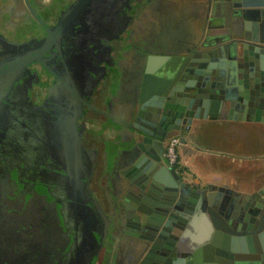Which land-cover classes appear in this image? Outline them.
Returning a JSON list of instances; mask_svg holds the SVG:
<instances>
[{
  "label": "flooded vegetation",
  "instance_id": "af4514ba",
  "mask_svg": "<svg viewBox=\"0 0 264 264\" xmlns=\"http://www.w3.org/2000/svg\"><path fill=\"white\" fill-rule=\"evenodd\" d=\"M4 1L10 6V12L3 17L5 20L12 23L9 17L12 19V16H16L18 21L15 23L30 21L35 23V27L37 24L39 26L32 37L21 41H9L0 31V67L34 52L41 47L46 37L43 26L30 14L24 0ZM76 1L30 0L31 6L42 18L44 24L51 28L63 22L66 16L70 15L71 9H74L75 15L64 23L59 32V37L61 36L59 44L52 45L43 52L40 56L41 61H36L33 65L29 64L31 68L25 76L18 74L16 80L11 82L12 84L8 81L5 85L8 75H0V264H76L77 262L90 264L88 262L92 255H89L90 250L86 248L76 250L72 237L75 238L73 236L75 233L80 236L81 231L73 228L67 217L72 216L76 221L83 223L90 221L87 211L91 208V202L87 200L89 197L86 192L89 189L91 197L97 198V194L90 186L94 173L85 182L83 170H80L78 187L75 190L72 187L73 174L69 175L64 171V168L69 169L70 159L73 156L68 125L70 117L77 112L73 107L72 94L68 93L56 79L58 77L63 82L68 81L72 86L73 81L79 78L81 95L89 91V86L86 84L87 76L78 72L74 58L69 56L75 49L76 52H81L77 45L79 40H87L88 46L92 47L91 50L99 59V64L94 63L90 69L93 78H101L89 97L90 103L118 115L119 113L113 110L115 107L121 104L128 111L135 110L134 104L140 98L135 90L138 88L141 70L136 68L137 72L129 73L130 76L126 78L122 94L113 90L118 78H112L111 72L113 69L120 68L117 53L127 48L123 42L118 44V41L122 40L125 34L129 36L133 33V29L128 27L133 19V13L137 7H146L147 3L145 0H129L132 2L127 11L130 18L124 22L115 15L114 19L108 23L102 22V9L95 8L94 0H86L80 7L75 5ZM206 1L211 8L213 1ZM0 6H2V0H0ZM119 7L120 12L122 8ZM189 7L200 13L204 4L197 0ZM115 12L114 9L113 13ZM2 14L1 8L0 17ZM64 36H68L75 42L77 45L75 49L70 46L71 42L67 39L63 42ZM7 43L18 44L13 47ZM139 49L147 53V56L154 53L146 48ZM141 60V56L134 57L133 65L137 67ZM45 66L51 68L52 72ZM102 66L106 67L104 75ZM146 67L147 59L143 79ZM178 81L175 82V87L181 86ZM104 83L107 86L102 102L105 101L106 105L101 106L94 102V98L100 84ZM13 118L17 123L10 125ZM90 119L107 121L103 115L89 111L83 106V116L77 120L78 123L83 124V143L86 140L85 134L88 135L87 132H89L84 123ZM167 137L163 140V144ZM99 148H102V155L96 148L99 151L96 162L98 164L102 156L105 168L101 175V185L104 189L106 206L104 205L103 208L100 201L99 204L111 222L92 264H139L153 243L149 241V236L155 240L159 231L155 234V231L151 229L149 233H144L143 230L133 226L135 217L139 214L138 208L145 207L142 204L145 193H142L126 177H137L134 170L126 173L122 171L134 164L144 151L138 147H114L112 150L108 147ZM143 148L148 150L149 147ZM162 149L164 153L165 147ZM80 150L82 151L80 156L87 161L89 155L83 148ZM161 160L166 164L163 154ZM170 168L176 169L175 166ZM190 186L194 187L193 184ZM195 189L198 190V188ZM75 191L79 192L81 198L78 197L80 200L74 201L78 211L76 214H71L70 205L67 203ZM159 192V195L153 192L149 196L153 199L158 197L169 206V211L175 210L172 209L174 192L162 190ZM145 208L148 209V207ZM77 228L81 229L80 225ZM171 233L179 235L182 243L186 239L182 236L185 232L176 227L172 228ZM164 237L162 245L170 244L173 249L174 245L177 246L174 252L160 247L158 251H154L155 257L149 253L143 263L172 264L171 259L173 261L174 257H171V254L175 255L179 251L184 254L190 253L198 246L196 243L194 246L180 247L179 239L174 241L171 235ZM152 258H156L157 261Z\"/></svg>",
  "mask_w": 264,
  "mask_h": 264
},
{
  "label": "water",
  "instance_id": "95a60500",
  "mask_svg": "<svg viewBox=\"0 0 264 264\" xmlns=\"http://www.w3.org/2000/svg\"><path fill=\"white\" fill-rule=\"evenodd\" d=\"M30 14L43 26L46 37L40 48L28 53L14 61L4 64L0 67V75H8L5 85L14 82L18 74L26 75V64L32 61H41L40 56L46 52L52 45H58L60 41L59 32L63 26L74 15V9H71L70 15L55 27L51 28L44 24L42 18L31 6L29 0H24ZM86 0H77L76 6L80 7ZM95 8L102 9V22H111L115 15L124 22L130 18L127 15L128 6L132 4L129 0H94ZM212 5L218 7L219 15L222 18L224 26L228 27L241 41H251V20H261L264 17V0H212ZM119 6L121 11L119 12ZM102 7V8H101ZM104 9V10H103ZM115 9V13L113 10ZM141 7H137V12ZM101 17L99 20L101 21ZM234 18V24L232 19ZM257 27L254 25V42L256 45H248L247 48L254 49L259 53H264V45L256 38ZM241 33H243L242 39ZM228 36H232L228 34ZM71 42L73 49L79 46L81 52L75 51L70 53V57L74 58V64L79 70L78 72L87 76V85L89 91L81 95L79 88V78H76L72 86L68 81H62L56 77L60 85L65 88L68 93L72 94L74 100V108L77 112L70 117L68 130L71 132V151L69 169L64 171L73 176L72 187H78V172L83 170L85 182L89 180L94 168V159L88 157L82 159L80 149L85 147L82 137L84 128L82 123H78V118L83 116V106L103 115L114 126L124 128L130 135V145L128 147H138L143 154L136 159L135 163L123 170L126 173L134 170L137 177L126 176L128 181L135 184L138 189L145 193L142 204L145 207H139V214L135 217L133 224L138 230L149 233V230L155 231V240L149 236V241L153 242L148 251L139 264L143 263L149 253L155 257V252L160 247L169 249L174 252L177 246L170 244L162 245L163 238L166 235L173 236L174 241L180 242L179 235L171 233L173 227H176L185 233L186 239L179 246H198L192 252L176 253L170 256L174 257L172 264H264V185L256 187L255 182L251 184V191L244 192L235 190L222 185L209 184L202 189L196 190L190 186L173 168L168 167L161 160L163 154V140L166 136L177 133L185 135L192 128L193 123L203 119H215L219 117L217 109L220 113H226L225 117L229 119H252L264 122V96L260 95L259 88L264 86V73L260 71L259 77H254L252 72L249 74H241V69L236 68L233 72L234 81L237 84L238 96L232 98L227 94L226 82L224 74L216 69L214 63L209 60L217 51H207L203 55L196 54L193 57H185L180 69L168 72L166 68H161L158 76H153L151 83V101H143V97L139 98L141 104L138 109L128 111L125 115H117L96 107L89 101V97L95 87H97L100 77L95 79L92 77V65L99 64V59L95 56L92 47L88 46V41L79 40L78 44L71 40L68 36L62 38L63 42ZM9 44V43H7ZM16 44H9L16 47ZM90 45V44H89ZM159 60H164V56H160ZM197 57L201 62L197 66ZM109 58L113 61L112 57ZM159 56L149 54L147 56V67L143 79V86L147 80L151 78L150 65L153 59L158 60ZM208 59V60H207ZM179 60V59H177ZM202 60V61H201ZM47 66H45L46 68ZM105 66H102L103 75L105 74ZM49 71L52 69L47 67ZM167 71V72H166ZM214 71V79H212ZM252 71V68H250ZM167 76H162L161 74ZM241 74V77L238 75ZM11 77V78H9ZM10 79V80H9ZM250 79H253L251 82ZM179 80V81H178ZM181 85L175 87L176 83ZM228 82L231 79L228 78ZM252 84V87H249ZM143 89L145 87H142ZM244 89V91H243ZM24 105V104H22ZM21 105V106H22ZM132 109V108H131ZM240 111L241 114H237ZM244 113V114H243ZM259 116V117H258ZM10 125H15V118L11 119ZM141 137L138 141L136 138ZM143 147H149L145 150ZM65 173V174H66ZM149 184V185H148ZM159 190L174 192L175 198L173 208L169 211V206L165 205L158 197L151 198L153 192L159 195ZM159 192V193H158ZM70 195V194H69ZM87 200L91 202L90 210L87 215L90 218L88 223L76 221L73 217L68 216L71 226L77 231L80 230V236L76 233L72 241L76 244V250L89 249V263L92 264L97 256L98 248L102 243L103 236L106 233L110 220L104 217L103 212L91 197V192L87 189ZM81 198L78 191L70 196L71 214L78 211L74 201ZM170 212V213H168ZM65 222V221H64ZM80 225L81 229L77 228ZM75 226V227H74ZM137 230V231H138ZM79 231V232H80ZM187 234V235H186ZM188 236V238H187ZM144 237V236H143ZM141 237V238H143ZM190 237V238H189ZM191 240V241H190ZM182 243V244H181ZM181 244V245H180ZM78 248V249H77ZM82 250V251H83ZM83 253H86L83 251ZM87 255V254H86ZM181 255V256H180ZM78 258V257H77ZM85 259H87L85 257ZM154 261L157 259L152 258ZM76 264H79L77 262Z\"/></svg>",
  "mask_w": 264,
  "mask_h": 264
},
{
  "label": "crops",
  "instance_id": "0c3cea01",
  "mask_svg": "<svg viewBox=\"0 0 264 264\" xmlns=\"http://www.w3.org/2000/svg\"><path fill=\"white\" fill-rule=\"evenodd\" d=\"M196 1L176 0L167 6L163 2L161 7L167 9L163 12L158 9L157 1L145 0L147 3L145 8L152 7L151 17L154 15L156 30L150 34L148 40L143 37L135 39L134 34L138 32L135 27L131 28L133 29L131 35H124L122 40L127 48L117 53L120 72L114 83L116 91L122 94L127 76H130L129 73L137 72L136 68H138L142 72L135 92L137 96L143 97V101H151L150 85L153 82V76H158L161 68H166L168 72L170 69L178 70L182 66L183 58L193 57L198 53L202 56L207 51H217V54L209 60L224 74L227 79L225 85L227 94L232 98H236L239 94L237 84L233 82V72L236 68L241 69V74L252 72L254 77H259L260 71L264 73V53L257 54L254 49L247 48L248 45H256L253 38L255 36L254 25L258 26L256 38L264 45V17L259 21L254 19L250 21L252 39L241 41L235 38L236 36L228 27L223 25L218 7L211 5L210 8L206 0H198L204 4L203 10L198 13L189 7L192 2ZM136 13L137 11L133 13V17ZM232 23L234 24V18ZM242 37L243 33L239 39ZM139 48H146L154 52L153 55L159 56L158 60L153 59L150 65L152 77L147 80L148 83L145 86H143V75L147 53ZM139 56L142 60L136 67L133 65V59ZM160 56L166 58L159 60ZM198 61L200 59L197 60L195 66L201 63ZM127 62L131 65L126 66ZM241 74L238 77H241ZM161 75L167 76V73ZM228 78L231 82H228ZM212 79H214V71ZM250 81L252 82L253 79ZM249 87H252V84ZM259 93L264 96V86L259 88ZM140 104L141 101L137 100L134 104L135 109H138ZM103 105H106L105 101L102 102L101 106ZM122 106L120 104L115 107L114 112L119 113L118 115H125L126 110ZM217 112L220 114L219 117L206 118L193 123L189 132L182 136L183 140L178 147L179 158L175 165L176 172L189 185L193 184L198 190L209 184L222 185L244 192L251 191L253 182L256 187L263 186L264 122L255 118L229 119L225 117L226 113H220L219 109ZM237 114L241 112L237 111ZM84 125L96 130L94 133L89 131L100 142L97 146L98 144L91 140V147H108L112 150L114 147L130 145V135L127 131L120 126L112 125L108 120L90 119ZM137 139L140 141L142 138Z\"/></svg>",
  "mask_w": 264,
  "mask_h": 264
},
{
  "label": "rangeland",
  "instance_id": "374dc122",
  "mask_svg": "<svg viewBox=\"0 0 264 264\" xmlns=\"http://www.w3.org/2000/svg\"><path fill=\"white\" fill-rule=\"evenodd\" d=\"M30 1V0H29ZM47 1V0H44ZM157 1V4L159 6L158 9H160V11H165L167 10L166 7H161L162 3L165 0H155ZM176 0H166L164 2L165 6L170 5L172 3H174ZM161 7V8H160ZM3 9V14L0 17V31L4 34L5 38H7L9 41H21L23 39H28L30 37H32L35 34V31H37V26L35 27V23H31L26 22V23H15L18 21V17L16 16H12L9 17V20L12 21V23H10L9 21L5 20L4 15H6L8 12H10V6H8V3H6L4 0H2V6H0V9ZM145 9V10H144ZM151 11H152V7L148 6L147 8L142 7L139 12L136 13V15L133 17L132 21L129 23L128 27L131 28H136V30L138 31L136 34H134V38L135 39H141L142 37L145 39H149L150 34H153L156 30V24H155V18L154 15L153 17H151ZM11 15V13H9ZM14 22V23H13ZM133 38V35H132ZM124 40H120L118 41V44L123 42ZM36 61H32L29 62L28 64H26L25 69L28 70L31 67H29V64L32 63V65L35 63ZM131 65V63L127 62L126 66ZM106 84L104 83L103 85L100 84L98 91L95 93V98H94V102L98 105H102V101L105 98V92H106ZM90 111V109H88ZM88 128V127H87ZM88 130L92 131L93 133L96 132V130H93V128H88ZM87 132L86 135V140L84 141L85 145L87 147H83V150H85L87 152V154L89 155V157L94 159V168L92 170V173H94L92 175V180L90 182V186L91 189L93 190V192L95 194H97V198H95L96 202L99 204V201L102 205V207L104 208V205L106 206V200L104 197V189L102 188L101 185V175L102 172L104 170V162H102V156L101 159L99 160V163L97 164L96 160H97V156L99 157V153L102 155L101 150L102 148L99 147H91V140L95 141L96 144H98L97 146H99V140L98 138H96L95 136H93V134L91 132ZM95 137V138H94ZM101 138V137H100ZM85 139V138H84ZM100 151H97V149ZM97 152H99L97 154ZM95 169V170H94ZM100 206V204H99ZM101 208V207H100ZM103 212L104 217H106L107 219L110 220V218L107 216V214ZM111 222V220H110ZM109 226V225H108ZM108 228V227H107Z\"/></svg>",
  "mask_w": 264,
  "mask_h": 264
},
{
  "label": "built area",
  "instance_id": "2783aa9c",
  "mask_svg": "<svg viewBox=\"0 0 264 264\" xmlns=\"http://www.w3.org/2000/svg\"><path fill=\"white\" fill-rule=\"evenodd\" d=\"M181 145V138L179 134L169 135L164 142V161L169 167H174L179 158L178 147Z\"/></svg>",
  "mask_w": 264,
  "mask_h": 264
},
{
  "label": "trees",
  "instance_id": "16d2710c",
  "mask_svg": "<svg viewBox=\"0 0 264 264\" xmlns=\"http://www.w3.org/2000/svg\"><path fill=\"white\" fill-rule=\"evenodd\" d=\"M37 26H39V25L37 24ZM111 75H112V78L117 79L119 77V68L118 69H113L112 72H111ZM114 88H113V90H114ZM115 90H116V88H115Z\"/></svg>",
  "mask_w": 264,
  "mask_h": 264
}]
</instances>
